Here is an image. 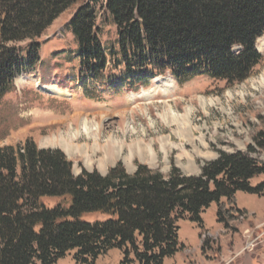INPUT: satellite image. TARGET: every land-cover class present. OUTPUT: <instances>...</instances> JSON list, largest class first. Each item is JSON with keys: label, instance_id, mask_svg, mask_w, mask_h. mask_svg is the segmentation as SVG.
Returning <instances> with one entry per match:
<instances>
[{"label": "trees", "instance_id": "obj_1", "mask_svg": "<svg viewBox=\"0 0 264 264\" xmlns=\"http://www.w3.org/2000/svg\"><path fill=\"white\" fill-rule=\"evenodd\" d=\"M97 1L0 0V106L18 76L35 73L37 38L74 6L68 28L82 85L131 90L166 74L232 84L260 63L264 0H104L117 34L109 52L97 31ZM252 139L244 150L219 151L195 175L174 164L163 173L135 163L128 172L120 161L105 173L74 174L60 148L31 139L0 146V264H54L69 252L89 264L110 249L122 252L124 264H162L184 247L182 219L202 229V213L216 203L217 222L228 230L244 213L237 192L264 195V178L251 183L264 176V130Z\"/></svg>", "mask_w": 264, "mask_h": 264}, {"label": "rangeland", "instance_id": "obj_2", "mask_svg": "<svg viewBox=\"0 0 264 264\" xmlns=\"http://www.w3.org/2000/svg\"><path fill=\"white\" fill-rule=\"evenodd\" d=\"M103 3H95L97 31L109 52L117 34ZM76 7L65 10L37 38L40 61L35 73L18 76L15 90L3 99L0 146L31 139L40 147L60 148L72 160L74 174L82 169L105 173L120 161L128 172L135 163L163 173L174 164L195 175L219 151L244 150L256 132L264 130V34L255 41L260 63L239 83L204 75L179 82L166 74L161 82L152 78L131 90L115 85L104 89L88 81L82 85L79 79L77 45L68 28ZM19 45L25 48L27 41ZM44 85L55 86L64 95L48 94ZM109 144L117 146L111 160L104 158ZM138 145L147 148L146 154L137 152ZM260 157L264 159V154ZM235 202L244 213L228 230L217 222L216 203L202 213V229L182 219L178 235L184 247L162 264H264V195L237 192ZM95 218L103 216H84ZM54 264L80 263L69 252ZM89 264H124L123 255L110 249Z\"/></svg>", "mask_w": 264, "mask_h": 264}, {"label": "bare ground", "instance_id": "obj_3", "mask_svg": "<svg viewBox=\"0 0 264 264\" xmlns=\"http://www.w3.org/2000/svg\"><path fill=\"white\" fill-rule=\"evenodd\" d=\"M161 78L162 77H156L154 79L156 80V82H161ZM43 90L49 91L51 93L53 92L57 96L64 95V92H62V90H57L55 88V86L49 87L48 85L47 86L44 85ZM84 126H85V123H84ZM63 145L66 146L65 148H67V150L71 149L70 145H68L67 143L66 144L63 143ZM137 149H138L137 152L140 153V155L146 154V149L147 148L145 149L144 147H140V145H138ZM116 150H117V146L115 144L107 145L105 150H104L105 151L104 158L107 159V160H111L115 156Z\"/></svg>", "mask_w": 264, "mask_h": 264}, {"label": "crops", "instance_id": "obj_4", "mask_svg": "<svg viewBox=\"0 0 264 264\" xmlns=\"http://www.w3.org/2000/svg\"><path fill=\"white\" fill-rule=\"evenodd\" d=\"M218 226H220L219 224H218ZM203 227H204V225H203ZM199 245H200V242H199ZM200 256H201V254H200ZM210 264V263H209Z\"/></svg>", "mask_w": 264, "mask_h": 264}]
</instances>
